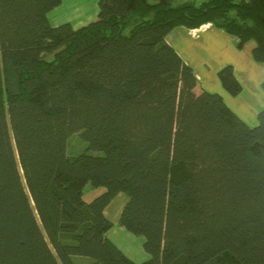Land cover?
Returning a JSON list of instances; mask_svg holds the SVG:
<instances>
[{"label":"trees","instance_id":"obj_1","mask_svg":"<svg viewBox=\"0 0 264 264\" xmlns=\"http://www.w3.org/2000/svg\"><path fill=\"white\" fill-rule=\"evenodd\" d=\"M61 2L0 0V264H136L106 236L121 193L140 264H264V110L249 127L165 41L210 23L264 62V0H98L77 29Z\"/></svg>","mask_w":264,"mask_h":264},{"label":"crops","instance_id":"obj_2","mask_svg":"<svg viewBox=\"0 0 264 264\" xmlns=\"http://www.w3.org/2000/svg\"><path fill=\"white\" fill-rule=\"evenodd\" d=\"M185 1L200 4L206 0H177L178 3ZM79 27L82 26H73L74 29ZM165 41L192 68L199 90L218 94L249 127L258 124V114L264 110V62L254 60L253 40L238 48L234 36L208 23L196 29L176 27L167 34ZM225 67L232 69L241 86V92L236 96L223 87L218 77Z\"/></svg>","mask_w":264,"mask_h":264},{"label":"rangeland","instance_id":"obj_3","mask_svg":"<svg viewBox=\"0 0 264 264\" xmlns=\"http://www.w3.org/2000/svg\"><path fill=\"white\" fill-rule=\"evenodd\" d=\"M98 0H62L61 4L48 13L49 24L53 27L69 23L74 27L84 26L94 21L98 13ZM72 26V27H73ZM82 152L92 153L87 149V143L82 141L77 134L71 135L67 140L66 153L69 157H75ZM104 188H93L86 185L83 190V199L90 202L101 195ZM127 201V196L119 194L105 209V216L112 222V227L106 236L136 264L146 261L149 256L143 249L144 238L127 232L118 224V218L122 207ZM78 264H90L88 259H76Z\"/></svg>","mask_w":264,"mask_h":264}]
</instances>
